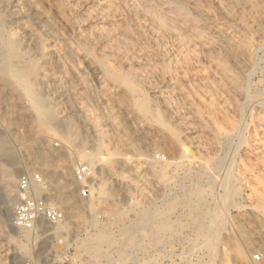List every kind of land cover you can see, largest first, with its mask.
I'll use <instances>...</instances> for the list:
<instances>
[{
    "label": "rangeland",
    "instance_id": "1",
    "mask_svg": "<svg viewBox=\"0 0 264 264\" xmlns=\"http://www.w3.org/2000/svg\"><path fill=\"white\" fill-rule=\"evenodd\" d=\"M163 1L15 0L6 10L0 7L6 14L0 38L10 35L23 48L18 64L33 63L36 72L56 73L64 91L60 100L47 98L45 87L35 85L48 106L63 114L61 123L48 121L55 130L47 140L28 144L36 131L43 136L46 127L29 103L21 104L20 87L0 82V127L5 132L0 130V176L13 173L8 181L0 180L4 264H41L51 252L49 239L12 225L18 177L34 170L55 182L57 155L81 148L100 159L90 166L93 187L102 184L108 194L99 202L94 191L80 199L74 186L66 205L76 209L69 223L73 229L50 231L69 234V264H245L242 253L246 264H252V254L264 255V0H178L184 12ZM204 20L210 23L201 26ZM213 29L224 34L221 40L211 36ZM139 98L148 112L137 107ZM158 153L165 160H156ZM118 154L130 157L129 162H116ZM145 157L153 158L151 164L144 163ZM32 158L45 162L29 169L26 162ZM217 158L221 164L213 168ZM104 163L112 165L111 177ZM225 178H231L234 194L223 184ZM49 183L50 193L56 192L57 186ZM125 184L128 193L123 192ZM197 203L205 210L203 227L211 224V217L224 221L213 237L193 227L191 210ZM145 208L167 224L156 242L148 238L154 232L150 226L126 230ZM117 210L122 212L110 216L109 211ZM95 224L106 228L113 243L100 245L103 255L97 259L82 249ZM129 234L135 240H126ZM205 241L212 242L213 253ZM115 247H120L118 255Z\"/></svg>",
    "mask_w": 264,
    "mask_h": 264
},
{
    "label": "bare ground",
    "instance_id": "2",
    "mask_svg": "<svg viewBox=\"0 0 264 264\" xmlns=\"http://www.w3.org/2000/svg\"><path fill=\"white\" fill-rule=\"evenodd\" d=\"M15 1V0H14ZM14 1H10V0H0V7L2 8H8L9 6H11V5H13L14 3ZM156 1V0H155ZM165 1H168V2H170V3H172L178 10H184L185 8H184V6H183V4L181 3V2H179L178 0L176 1V0H165ZM165 1H163V2H165ZM16 2H17V0H16ZM158 2V1H157ZM162 2V3H163ZM159 3V2H158ZM133 5V4H132ZM15 6V5H14ZM14 6H12V7H14ZM17 6V5H16ZM27 6V5H26ZM28 6H30V5H28ZM104 6V5H103ZM138 6H140V5H137V7ZM163 6H164V4H163ZM171 6V5H170ZM132 7V6H131ZM134 7V6H133ZM171 8V7H170ZM102 9V8H101ZM190 9V8H189ZM6 10V9H5ZM98 10V9H97ZM96 10V11H97ZM103 10V9H102ZM131 10V9H130ZM153 10V9H152ZM174 10V9H173ZM4 11V10H3ZM133 11H135L136 12V10H134L133 9ZM192 11V10H191ZM196 11V10H195ZM194 11V12H195ZM198 11V10H197ZM16 12V11H15ZM132 12V11H131ZM180 12V11H179ZM184 12V11H183ZM194 12H193V14H194ZM199 12V11H198ZM10 13V12H9ZM9 13H8V15H9ZM38 13V12H37ZM136 13H138V12H136ZM197 13V12H196ZM15 13H13V15H14ZM155 14V13H154ZM3 15H6V14H3ZM2 13H1V10H0V29H1V27H2V24H3V22H4V20H3V18H2ZM20 15V14H19ZM140 15V14H139ZM199 15V14H198ZM200 15H202V14H200ZM11 16V15H10ZM7 16H5V18H6ZM13 17V16H12ZM19 17V16H18ZM156 17H158V15L156 14ZM163 18L165 17V16H162ZM199 17V16H198ZM9 18V17H8ZM16 18V17H15ZM22 18V17H21ZM101 18V17H100ZM144 18V17H143ZM153 18V17H152ZM200 18H202V17H200ZM9 19H12V18H9ZM151 19V18H150ZM22 20V19H21ZM20 19H19V21H21ZM145 20H146V17H145ZM165 20H166V18H165ZM168 20V19H167ZM178 20V19H177ZM11 21V20H10ZM15 21V19H14V17H13V22ZM152 21V20H151ZM202 21V20H201ZM6 22V21H5ZM4 22V23H5ZM163 22H165V21H163ZM166 22H168V21H166ZM205 22H208L207 20L205 21L204 20V22H200V24H201V26H204L206 23ZM24 23V22H23ZM153 23V22H152ZM152 23L150 22V24L152 25ZM208 23H210V22H208ZM158 24V23H157ZM167 24V23H166ZM196 25V24H195ZM208 25V24H207ZM23 25L21 24V26L20 27H22ZM155 27V26H154ZM157 27V26H156ZM161 27V26H160ZM209 27H211V26H209ZM5 28V27H4ZM41 28V27H40ZM168 28V27H167ZM198 28V27H197ZM3 29V28H2ZM208 29V28H207ZM3 31V30H2ZM13 31H15V30H13ZM195 31H197V30H195ZM207 30H205V32H206ZM221 30H217V29H213L212 31H211V36H213L214 38H216V39H219V40H221L222 38H223V36H224V34L223 33H221L220 32ZM29 32V31H28ZM27 32V33H28ZM122 32V31H121ZM199 32V31H198ZM6 32H4V34H5ZM47 33V32H46ZM200 33V32H199ZM29 34V33H28ZM228 34V33H227ZM11 35H15V32H11ZM25 35V34H24ZM200 35H201V37H202V34L200 33ZM205 35V34H204ZM207 35V34H206ZM205 35V36H206ZM17 36H18V34H17ZM28 36V35H27ZM112 36V35H111ZM2 37V36H1ZM207 37H208V35H207ZM206 37V38H207ZM22 38V37H21ZM114 38V37H113ZM119 37H117V39H118ZM225 38V37H224ZM230 38V37H229ZM109 39H110V37H109ZM112 39V38H111ZM115 40V39H114ZM218 40V41H219ZM228 40V39H227ZM20 41V40H19ZM111 41V40H110ZM218 41H217V43H218ZM225 41V40H224ZM119 42H121L120 41V39H119ZM122 42H123V40H122ZM215 42V41H214ZM223 42V41H222ZM221 42V43H222ZM216 43V42H215ZM225 43H229L228 41L227 42H225ZM52 44V43H51ZM122 44V43H121ZM125 44V43H124ZM232 44V43H231ZM115 45H117L116 43H115ZM221 45H223V44H221ZM50 46V45H49ZM121 46V45H120ZM228 46V45H227ZM124 47V46H123ZM223 47H224V45H223ZM230 47H231V45H230ZM122 48V47H121ZM225 48V47H224ZM229 48V47H228ZM21 49H23L22 48V46H21ZM21 49L19 48V44H18V40H16L15 38H13V37H11L10 35H8V37H5L4 36V38L2 39V38H0V82H2V85L3 86H7V84L10 82V81H12V83H15V85H17L18 87H20L21 88V90H22V92H21V95L23 96H21L20 94H19V98L21 97V99L23 100L22 102H21V104H23L24 105V103H25V105L26 104H28L29 103V105L34 109V111H35V113L37 112V115H38V118H39V121H40V124H41V126H44V127H46V131H44V129H42L44 132V135L43 136H40V135H37L38 133H37V131H36V133L35 134H33L32 136H31V138L29 139V142H28V144H32V143H36V142H38V141H40V140H44V139H48V137H50V135H51V133H52V131L53 130H55V128H51L50 129V126H48L47 124H48V121H55V122H57L58 123V121L59 120H61L62 119V112H61V110H56V109H52V108H50L49 106H48V102L46 101V98H45V96H44V93L43 94H41L38 90H37V88L35 87V85H41L42 84V86L43 87H45L44 89H45V93H46V96H47V98L49 97V95L52 97V99L53 98H55V99H58V100H60V99H62L63 97H64V91L62 90V83L59 85V76L56 74V73H53V72H50V71H42L41 73H39V72H36V70H38L36 67H37V65H36V70L34 69V66L33 67H31V65H34L33 63L30 65V66H26V65H20V64H18V62L20 61V59L22 58V56H23V53H22V51H21ZM79 50V49H78ZM58 51V50H57ZM73 51V50H72ZM25 52V51H24ZM36 52V51H35ZM52 52V51H51ZM53 53V52H52ZM76 53V52H75ZM74 53V54H75ZM180 53V52H179ZM227 53V52H226ZM54 54V53H53ZM125 54H127V52L125 53ZM187 55V53H184V54H182V56H184V55ZM33 55V54H32ZM49 55H50V53H49ZM62 55V54H61ZM64 55V54H63ZM62 55V56H63ZM71 55H72V53H71ZM180 55H181V53H180ZM185 55V56H186ZM227 55V54H226ZM226 55H224L225 57H227ZM229 55H230V53H229ZM228 55V56H229ZM233 55V54H232ZM51 56H52V54H51ZM60 56V55H59ZM62 56H60L61 58H62ZM65 56V55H64ZM75 56V55H74ZM188 56V55H187ZM236 55H234V57H235ZM28 57V56H27ZM189 57V56H188ZM30 58V57H29ZM53 58H54V56H53ZM56 58V57H55ZM185 57H183L182 59H184ZM229 58H231V56L229 57ZM26 61H27V59L26 58H24ZM58 59V58H57ZM65 60V59H64ZM76 60V59H75ZM78 60V59H77ZM76 60V61H77ZM92 60V59H91ZM185 60V59H184ZM187 60H188V58H187ZM45 61H48V60H45ZM67 61V60H66ZM21 62V61H20ZM29 62V61H28ZM27 62V63H28ZM26 63V64H27ZM30 63V62H29ZM36 63V62H35ZM44 63V62H43ZM46 63V62H45ZM55 63V62H54ZM58 63H59V61H58ZM88 63V62H87ZM93 63V62H92ZM24 64H25V62H24ZM48 64H50V63H48ZM47 64V65H48ZM51 64H52V61H51ZM67 64H68V62H67ZM66 64V65H67ZM76 64V63H75ZM79 64V63H78ZM86 65H88V64H86ZM43 66H44V64H43ZM49 66V65H48ZM60 67H62V66H60ZM54 68H56V67H54ZM59 68V67H58ZM86 68V67H85ZM91 68V67H90ZM97 68V67H96ZM39 69H40V67H39ZM41 69H42V67H41ZM61 69V68H60ZM63 69H65V68H63ZM57 70V69H56ZM97 70V69H96ZM107 70V69H106ZM63 71V70H62ZM98 71V70H97ZM100 71V70H99ZM60 72H61V70H60ZM94 72V71H93ZM110 72H111V70H110ZM113 72V71H112ZM62 73V72H61ZM65 73V72H64ZM115 73V72H114ZM116 74H118L119 75V73H116ZM113 76V74L111 75V77ZM120 76H122L121 74H120ZM98 77V76H97ZM35 79L37 80V81H35ZM62 79V78H61ZM114 79V78H113ZM117 79H118V76H117ZM128 80V79H127ZM35 81V82H34ZM67 81V80H66ZM124 81H126L125 80V78H124ZM1 84V83H0ZM13 85V84H12ZM10 86V85H9ZM12 87H14V86H12ZM41 87V86H40ZM0 88H1V86H0ZM4 88V87H3ZM1 89L2 91H4V89ZM16 89V88H15ZM42 91H44V90H42ZM4 93H6V92H4ZM12 93H14V92H12ZM14 94H16V93H14ZM13 94V95H14ZM18 94V93H17ZM2 95V94H1ZM4 96V95H3ZM2 96V98H4ZM6 96V95H5ZM11 96V95H10ZM109 96H111V95H109ZM7 97H9V96H7ZM11 98H12V96L11 97H9V99L11 100ZM16 98H17V96H16ZM113 98V97H112ZM248 98V97H247ZM6 98H4V100H5ZM13 99H15V98H13ZM106 99V98H105ZM144 99V98H143ZM107 100V99H106ZM110 100V99H109ZM109 100H108V102H109ZM138 100H141V102H139V104L137 105V107H139L140 109H141V111L143 112H148V106H146L143 102H142V99H138ZM138 100H137V102H138ZM263 100V99H262ZM2 101V100H1ZM13 101V100H12ZM12 101H11V103H12ZM14 101H17L16 99L14 100ZM5 102V101H4ZM4 102H1V103H4ZM7 102V101H6ZM262 102V101H261ZM9 103V102H8ZM20 103V102H19ZM112 103V102H111ZM106 104V103H105ZM7 105V104H6ZM11 105V104H10ZM19 105V104H18ZM23 105H22V107H23ZM104 105V104H103ZM262 105L264 106V103L262 102ZM28 106V105H27ZM29 107V106H28ZM112 107V106H111ZM4 108H5V104H4ZM17 108H19V107H17ZM16 108V109H17ZM26 108V107H25ZM6 109V108H5ZM4 110V109H3ZM20 110V109H19ZM5 111V110H4ZM7 111V110H6ZM31 111V110H30ZM21 112V111H20ZM81 112V111H80ZM29 115H31L30 113H28ZM130 115V114H129ZM5 116V115H4ZM35 116H36V114H35ZM34 116V117H35ZM130 117V116H129ZM1 118V117H0ZM102 118V117H101ZM26 119H27V117H26ZM31 119V117L29 118V120ZM132 119V118H131ZM33 121H34V119H32ZM108 121V120H107ZM16 122V121H15ZM31 122V121H30ZM62 122V121H61ZM60 121H59V123H61ZM86 122H88V121H86ZM103 122V121H102ZM19 123V122H18ZM38 122L36 121V123L35 124H37ZM52 123V122H51ZM51 123L49 124V125H51ZM17 124V123H16ZM29 124H31V123H29ZM33 124V123H32ZM55 124V123H54ZM112 124V123H111ZM4 125V124H3ZM38 126H39V123L37 124ZM37 125H36V128H38L37 127ZM53 125V124H52ZM57 125H59V124H57ZM61 125V124H60ZM5 126V125H4ZM28 126V125H27ZM35 126V125H34ZM111 126V125H110ZM7 127V126H6ZM5 127V128H6ZM47 127H49V129L47 128ZM51 127H53V126H51ZM40 128V127H39ZM112 128V127H111ZM4 128L1 126L0 127V130H1V132L3 133L4 132V130H3ZM39 130H41V128L39 129ZM41 130V131H42ZM40 131V132H41ZM58 131H60V129H58ZM62 131V130H61ZM7 132V131H6ZM39 132V133H40ZM5 133V132H4ZM54 133V132H53ZM56 134V133H55ZM58 134H59V132H58ZM225 135H227V134H225ZM56 136H54V138H55ZM224 137V136H223ZM226 137V136H225ZM49 140H51V139H49ZM25 141V140H24ZM45 142V141H44ZM43 142V143H44ZM41 143V142H40ZM42 143V144H43ZM26 144V143H25ZM25 144L24 145H22V147L24 146V148L25 147H27V145L25 146ZM57 144V143H56ZM34 145V144H33ZM41 145V144H40ZM45 145V144H44ZM29 147H30V145H28ZM43 146V145H42ZM60 146V145H59ZM33 147V146H32ZM34 147H36V146H34ZM33 147V148H34ZM62 147V146H61ZM32 148V149H33ZM55 148V147H54ZM57 148V147H56ZM29 149V148H28ZM27 149V150H28ZM40 150V149H39ZM73 151V150H72ZM52 152H55V151H52ZM68 152V151H67ZM24 153V152H23ZM25 153H26V155H30L28 152H26L25 151ZM51 153V152H50ZM57 153H59V152H57ZM34 154V153H33ZM52 154V153H51ZM65 154V153H64ZM64 154H58L57 155V158H58V161H59V163L58 164H56V168H57V176L55 177V178H57L56 180L57 181H55L54 182V180H52V176L50 177V176H48V175H44V179L46 180V182H47V184H48V186H49V190H51L52 188H51V184L49 183L50 181H53V186L55 187V186H57V191L56 192H53V193H51V195H50V198H51V200H53L54 202H56V204H58V205H60L61 206V208L65 211V213H66V215H67V219H68V221H66L64 224H62V225H60V226H58V227H55V228H42V233H51L50 231L51 230H57V229H59V228H62V229H68L69 228V223H71V221H72V219H71V217L73 216V214L76 212V209H75V206L73 207V206H71V207H69V206H66L68 203H70V200L72 199V197H73V195H74V186H75V183L73 182V177H72V166H74L76 163H80V162H85L86 164H88L89 166H91V167H93L94 166V164L96 163L97 164V162H99V158L98 157H96V155L95 154H93L92 152H87L84 148H81V149H79V150H74L73 151V153L72 154H69L68 153V155H64ZM44 155V154H43ZM38 156V155H37ZM26 158V157H25ZM27 158H29V157H27ZM26 158V159H27ZM43 158H44V156H43ZM42 158V159H43ZM76 158V160H74ZM42 159H40V160H37V159H34V158H32L31 160L30 159H28V161L26 162V163H29V165H27L28 167H29V169L31 168L30 167V164H41V162H43V160ZM116 159V162H118V163H120L122 166H124L125 165V163L128 161L129 162V160H130V157H127V156H124V155H122V154H118V156L115 158ZM139 159H140V157H139ZM189 159V158H188ZM194 158H192V160H193ZM140 160H142V159H140ZM191 160V161H192ZM215 160V159H214ZM76 161V162H75ZM146 161H149L150 162V164H151V162L153 161V158H144V163L146 162ZM168 161V160H167ZM221 159H216L214 162H213V168H217V167H219L220 166V164H221ZM45 162V161H44ZM43 162V163H44ZM170 163L172 162V160H170L169 161ZM25 163V162H24ZM74 163V165H72ZM111 163V162H110ZM106 164V163H104V166H107V173H108V176H110L111 177V174H113V172H112V168H111V164ZM103 164V163H102ZM146 164V163H145ZM26 165V164H25ZM42 165V164H41ZM103 166V165H102ZM34 167H35V165H34ZM37 167V166H36ZM90 167V168H91ZM106 168V167H105ZM105 168H103L104 170H105ZM203 170H208V167L206 166H204V165H202V167H201ZM103 169L101 168L100 169V173H102L103 172ZM92 170V169H91ZM92 173V172H91ZM12 174L13 173H8V175L7 174H1V178H0V180L1 179H7V181H8V179H11L12 178ZM15 175V174H14ZM225 177H226V175H225ZM54 178V179H55ZM109 178V177H108ZM121 180V179H120ZM127 182H128V180H127ZM129 182H130V180H129ZM115 183V182H114ZM120 183V182H119ZM223 183V182H222ZM93 184L94 183H92V186H91V194H92V191H94V194H95V196H96V199H97V201L99 202V199H100V197H102V196H105V195H107L108 194V192H106L104 189H103V185L102 184H97V186L96 187H93ZM118 184V183H117ZM122 184H124V183H122ZM129 184V183H128ZM226 187H227V189H228V191H229V193H231V194H234V192H235V186L232 184V180H231V178L229 179V178H225L224 179V183H223ZM95 185V184H94ZM119 186V185H118ZM124 186V185H123ZM128 186L129 185H126L125 184V187H123V188H125L124 190H123V188H122V190H123V192H126V193H128ZM222 187V186H221ZM106 188V187H105ZM53 190V189H52ZM56 190V189H55ZM75 190H76V187H75ZM227 191V192H228ZM34 192L36 193V194H39L40 192H41V189L40 188H38V187H35L34 188ZM225 194V193H224ZM230 194V195H231ZM196 196V195H195ZM225 196V195H224ZM223 196V197H224ZM194 197V196H193ZM201 195L200 194H197V197H196V199L199 201V202H202L201 201ZM231 198V196H229V198L228 199H230ZM195 199V198H194ZM195 199V200H196ZM196 200V201H197ZM96 201V200H95ZM197 201V202H198ZM232 201V200H231ZM204 202V201H203ZM202 202V203H203ZM233 202V201H232ZM127 203V202H126ZM202 203H197L198 205L196 206V204H195V206L196 207H194V208H192V213H193V219H192V224H193V227L194 228H196V229H198V230H200V229H205V231L206 232H208V236L209 237H213L212 236V234L214 233V231L216 230V229H218V227H220V226H222V224H224V221H221L222 219H219L218 221L216 220V217L214 218V217H211V224L208 226H206V227H203L204 226V224H203V222H202V216L205 214V210L202 208V206H201V204ZM223 203V202H222ZM185 204L187 205V206H191V204H193V203H191L190 202V204H188V203H186L185 202ZM200 205V206H199ZM194 206V205H193ZM86 207V206H85ZM214 207H216V206H214ZM218 208V207H217ZM223 209V208H222ZM213 210V209H212ZM110 212V213H109ZM108 213L110 214V216H114L115 217V214H120L122 211L121 210H117V211H109ZM207 212H208V210H207ZM219 212V211H218ZM217 213V212H216ZM215 213V214H216ZM108 215V214H107ZM138 215H139V217H138V219L136 220V222L134 223V225H131V227H128V228H126V230H133V231H138V230H140V228H142V227H145V226H150L151 227V229L152 230H154V232L152 233V234H150L149 236H148V238L150 239V240H152L153 242H156V241H158L159 240V238H160V236H159V232L160 231H163V230H166V228H167V224H166V222L165 221H163V220H161V218H159V219H156V217H155V213H154V211L152 212L151 211V209H149V208H145L144 210H141V211H139V213H138ZM207 215H208V213H207ZM206 215V216H207ZM210 215V214H209ZM213 215V213L211 212V215L210 216H212ZM217 215V214H216ZM220 215V214H219ZM109 216V215H108ZM118 217V216H117ZM205 217V216H204ZM220 217V216H219ZM208 218V217H207ZM224 219V218H223ZM116 221V220H115ZM210 221V220H209ZM223 222V223H222ZM95 226H96V228L93 230V232L92 233H90L89 234V236H88V242H86L83 246H82V249L86 252V253H88L89 255H91L92 257H94V258H96V257H101L103 254L100 252V245H102V244H108L109 243V245L110 244H113L112 243V237L108 234V232H107V230H106V228L105 227H97V225L95 224ZM101 226V225H100ZM70 229V228H69ZM71 229H73L72 227H71ZM70 229V230H71ZM27 232H29V231H27ZM26 232V233H27ZM24 233V232H23ZM30 233V232H29ZM69 233V232H68ZM52 234V233H51ZM29 235V234H28ZM35 236H36V234H35ZM50 237V236H49ZM135 235H131V234H129V235H127V237H126V240H135ZM215 237V236H214ZM48 238V237H47ZM27 239V238H26ZM211 239V238H210ZM48 240V239H47ZM76 240V239H75ZM212 241H214V240H212ZM206 242V241H205ZM214 243V242H213ZM202 244V243H201ZM136 245V244H135ZM206 247H207V249L209 250V252L210 253H213V250H214V248L212 247V242H210V241H207L206 242ZM195 249V248H194ZM215 250H217L216 248H215ZM114 252L118 255L119 254V252H120V247H115L114 248ZM215 253V252H214ZM216 254V253H215ZM243 254V253H242ZM242 254H240L239 255V257H240V260H241V262L242 263H247V259H246V256L244 257ZM5 255H6V249L2 246V245H0V264H4V257H5ZM111 258V257H110ZM109 258V259H110ZM97 259V258H96ZM96 259H95V261H96ZM116 261V260H115ZM95 262H92V263H90V264H94ZM118 264L117 262H114L113 263V261H108V264ZM253 264V263H252Z\"/></svg>",
    "mask_w": 264,
    "mask_h": 264
},
{
    "label": "built area",
    "instance_id": "3",
    "mask_svg": "<svg viewBox=\"0 0 264 264\" xmlns=\"http://www.w3.org/2000/svg\"><path fill=\"white\" fill-rule=\"evenodd\" d=\"M155 159L163 161L165 156L158 153ZM91 172L90 166L86 163H76L72 168L76 194L80 199H88L91 195L93 183ZM35 187L41 189L39 194L34 192ZM49 189L44 175L39 171L29 170L22 173L17 179L15 201L12 207V225L18 231L35 232L41 240L49 239L51 252L49 255H44L41 264H69L67 257L72 248L69 234L65 231H60L56 236L51 233H42L44 227L55 228L68 221L61 206L51 200ZM53 245L59 246V249L56 250ZM251 261L253 264H264V255L254 253L251 255Z\"/></svg>",
    "mask_w": 264,
    "mask_h": 264
}]
</instances>
